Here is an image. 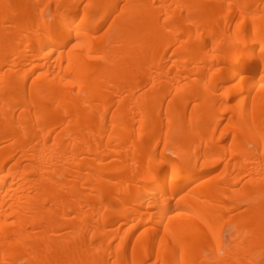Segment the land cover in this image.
Instances as JSON below:
<instances>
[{
	"label": "bare ground",
	"instance_id": "6f19581e",
	"mask_svg": "<svg viewBox=\"0 0 264 264\" xmlns=\"http://www.w3.org/2000/svg\"><path fill=\"white\" fill-rule=\"evenodd\" d=\"M0 264H264V0H0Z\"/></svg>",
	"mask_w": 264,
	"mask_h": 264
},
{
	"label": "rangeland",
	"instance_id": "374dc122",
	"mask_svg": "<svg viewBox=\"0 0 264 264\" xmlns=\"http://www.w3.org/2000/svg\"><path fill=\"white\" fill-rule=\"evenodd\" d=\"M225 229V233L227 232V230H228V227H226V228H224ZM225 233H224V235H225ZM226 235H227V233H226Z\"/></svg>",
	"mask_w": 264,
	"mask_h": 264
}]
</instances>
